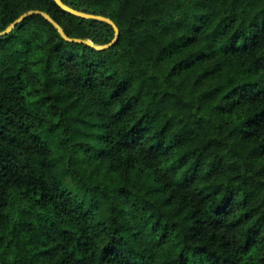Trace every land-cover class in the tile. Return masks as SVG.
I'll list each match as a JSON object with an SVG mask.
<instances>
[{"label":"trees","instance_id":"obj_1","mask_svg":"<svg viewBox=\"0 0 264 264\" xmlns=\"http://www.w3.org/2000/svg\"><path fill=\"white\" fill-rule=\"evenodd\" d=\"M60 1L119 38L0 37V264H264V0Z\"/></svg>","mask_w":264,"mask_h":264},{"label":"water","instance_id":"obj_2","mask_svg":"<svg viewBox=\"0 0 264 264\" xmlns=\"http://www.w3.org/2000/svg\"><path fill=\"white\" fill-rule=\"evenodd\" d=\"M53 1L55 2V4L60 9H62L63 11H65V12H67V13L75 16V17L85 19V20H94V21L104 22V23L110 25L112 30H113V33H114L113 40L108 44L96 46L87 40L69 38L64 33L63 29L48 14L41 12V11H29V12L22 14L17 19H15L9 26H7L6 29L2 33H0V37L8 35L18 24L23 22L25 19L32 17V16H41L42 18L47 20L57 30V32L62 37V39L67 41V42L76 43V44H83V45L89 46L90 48H92L96 51L107 50V49L111 48L112 46H114V44L117 42V40L119 38V29L117 28V26L115 25V23L111 19L103 17V16H99V15H91V14H86L83 12L76 11V10L68 7L67 5L63 4L60 0H53Z\"/></svg>","mask_w":264,"mask_h":264}]
</instances>
